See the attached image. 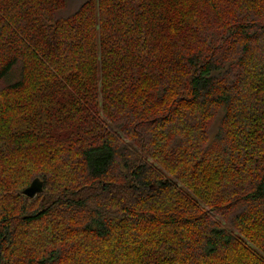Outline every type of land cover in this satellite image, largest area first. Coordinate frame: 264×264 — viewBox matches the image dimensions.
I'll use <instances>...</instances> for the list:
<instances>
[{
	"label": "trees",
	"instance_id": "16d2710c",
	"mask_svg": "<svg viewBox=\"0 0 264 264\" xmlns=\"http://www.w3.org/2000/svg\"><path fill=\"white\" fill-rule=\"evenodd\" d=\"M70 3L0 0V264H264V0Z\"/></svg>",
	"mask_w": 264,
	"mask_h": 264
},
{
	"label": "water",
	"instance_id": "95a60500",
	"mask_svg": "<svg viewBox=\"0 0 264 264\" xmlns=\"http://www.w3.org/2000/svg\"><path fill=\"white\" fill-rule=\"evenodd\" d=\"M44 191V182L39 177H36L32 180V182L23 190V194L34 198L38 193Z\"/></svg>",
	"mask_w": 264,
	"mask_h": 264
},
{
	"label": "rangeland",
	"instance_id": "374dc122",
	"mask_svg": "<svg viewBox=\"0 0 264 264\" xmlns=\"http://www.w3.org/2000/svg\"><path fill=\"white\" fill-rule=\"evenodd\" d=\"M82 1H84V0H71V3H70V5H69V9H68V11H72V10H75L80 4H81V2ZM39 157H36V159H38ZM27 161H29V160H27Z\"/></svg>",
	"mask_w": 264,
	"mask_h": 264
}]
</instances>
